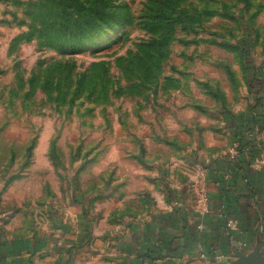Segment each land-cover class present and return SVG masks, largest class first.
<instances>
[{"label":"crops","instance_id":"0c3cea01","mask_svg":"<svg viewBox=\"0 0 264 264\" xmlns=\"http://www.w3.org/2000/svg\"><path fill=\"white\" fill-rule=\"evenodd\" d=\"M195 64L140 136L0 123V264H264V108Z\"/></svg>","mask_w":264,"mask_h":264},{"label":"rangeland","instance_id":"374dc122","mask_svg":"<svg viewBox=\"0 0 264 264\" xmlns=\"http://www.w3.org/2000/svg\"><path fill=\"white\" fill-rule=\"evenodd\" d=\"M3 25L0 123L40 125L43 139L87 123L140 136L200 60L264 94V0H17Z\"/></svg>","mask_w":264,"mask_h":264},{"label":"trees","instance_id":"16d2710c","mask_svg":"<svg viewBox=\"0 0 264 264\" xmlns=\"http://www.w3.org/2000/svg\"><path fill=\"white\" fill-rule=\"evenodd\" d=\"M253 92H255L254 95H255L256 101H257L256 106L264 108V97H263L264 94H261L260 92L254 91V90H253Z\"/></svg>","mask_w":264,"mask_h":264},{"label":"built area","instance_id":"2783aa9c","mask_svg":"<svg viewBox=\"0 0 264 264\" xmlns=\"http://www.w3.org/2000/svg\"><path fill=\"white\" fill-rule=\"evenodd\" d=\"M228 226L230 227V228H233V227H231L232 226V224L230 223V224H228Z\"/></svg>","mask_w":264,"mask_h":264}]
</instances>
